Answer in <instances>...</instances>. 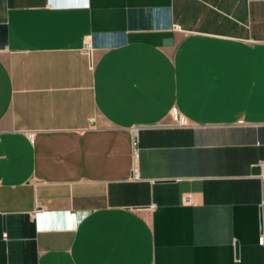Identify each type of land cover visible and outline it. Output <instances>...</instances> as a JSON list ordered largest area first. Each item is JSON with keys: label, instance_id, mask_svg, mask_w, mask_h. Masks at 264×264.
Instances as JSON below:
<instances>
[{"label": "crops", "instance_id": "0c3cea01", "mask_svg": "<svg viewBox=\"0 0 264 264\" xmlns=\"http://www.w3.org/2000/svg\"><path fill=\"white\" fill-rule=\"evenodd\" d=\"M263 165L264 0H0V264H264Z\"/></svg>", "mask_w": 264, "mask_h": 264}, {"label": "built area", "instance_id": "2783aa9c", "mask_svg": "<svg viewBox=\"0 0 264 264\" xmlns=\"http://www.w3.org/2000/svg\"><path fill=\"white\" fill-rule=\"evenodd\" d=\"M84 48H87V45L85 44L84 45ZM170 115H171V117H172V119L174 120V122L177 124V125H180V126H183V125H185V121H184V117H182V116H180L177 112H176V110H175V108H172L171 109V112H170ZM134 141L132 142V145H134ZM134 151V150H133ZM261 171L262 172H264V165H263V167L261 168ZM133 177H135V176H133Z\"/></svg>", "mask_w": 264, "mask_h": 264}, {"label": "water", "instance_id": "95a60500", "mask_svg": "<svg viewBox=\"0 0 264 264\" xmlns=\"http://www.w3.org/2000/svg\"><path fill=\"white\" fill-rule=\"evenodd\" d=\"M258 170H259V166L256 165V164H254V165L252 166L251 172L253 173V172H256V171H258Z\"/></svg>", "mask_w": 264, "mask_h": 264}, {"label": "rangeland", "instance_id": "374dc122", "mask_svg": "<svg viewBox=\"0 0 264 264\" xmlns=\"http://www.w3.org/2000/svg\"><path fill=\"white\" fill-rule=\"evenodd\" d=\"M170 118L172 119L171 115H170Z\"/></svg>", "mask_w": 264, "mask_h": 264}]
</instances>
